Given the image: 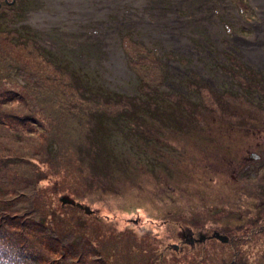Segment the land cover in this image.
I'll list each match as a JSON object with an SVG mask.
<instances>
[{
	"label": "rangeland",
	"instance_id": "rangeland-1",
	"mask_svg": "<svg viewBox=\"0 0 264 264\" xmlns=\"http://www.w3.org/2000/svg\"><path fill=\"white\" fill-rule=\"evenodd\" d=\"M254 2L130 0L70 33L0 0V264H264Z\"/></svg>",
	"mask_w": 264,
	"mask_h": 264
},
{
	"label": "bare ground",
	"instance_id": "bare-ground-1",
	"mask_svg": "<svg viewBox=\"0 0 264 264\" xmlns=\"http://www.w3.org/2000/svg\"><path fill=\"white\" fill-rule=\"evenodd\" d=\"M47 5L44 10L36 11L31 15V20L34 22V16H40V21H43L40 27H57L61 31L78 32L80 31L79 26L89 25L94 23L99 27V30H103V27L99 23L100 19L104 17L105 14L111 13L118 7L119 4L125 2V5L130 4V0H46ZM142 1V0H139ZM263 3L260 7V15L264 17V0H255L254 3ZM169 15L159 21H155L157 25L163 23L173 24L174 29L169 31L170 33H175L177 29H182L181 21L173 20L168 22ZM42 19V20H41ZM150 22V21H149ZM175 22V23H174ZM147 23V22H146ZM152 23V22H151ZM150 23V24H151ZM78 26V28H77ZM76 27V28H75ZM63 33V32H61ZM172 35V34H171ZM170 34L166 36L165 43L174 46L175 49H181L184 51L187 46H189L181 36H171ZM104 44V50L107 53V61L112 63L110 70L114 73L116 77H121L125 74V63L121 58L120 50L115 45L116 33L112 30H107L103 35L100 34ZM257 39L254 40L256 45L252 44L251 47H242V55H253L254 63L262 64L264 67V22L258 24L257 28ZM249 51V52H248ZM262 58L260 63L259 58ZM189 245V243H187Z\"/></svg>",
	"mask_w": 264,
	"mask_h": 264
},
{
	"label": "water",
	"instance_id": "water-1",
	"mask_svg": "<svg viewBox=\"0 0 264 264\" xmlns=\"http://www.w3.org/2000/svg\"><path fill=\"white\" fill-rule=\"evenodd\" d=\"M87 211V209H86ZM89 212V211H88ZM221 235H217L216 233H213V236H211V238H215V239H219L221 242H227V239L224 237H220ZM183 238H185V242L186 243H191L192 242V234L188 231L186 235L183 236ZM205 238L202 239V241L204 240ZM175 250L177 249L176 246L173 247Z\"/></svg>",
	"mask_w": 264,
	"mask_h": 264
},
{
	"label": "flooded vegetation",
	"instance_id": "flooded-vegetation-1",
	"mask_svg": "<svg viewBox=\"0 0 264 264\" xmlns=\"http://www.w3.org/2000/svg\"><path fill=\"white\" fill-rule=\"evenodd\" d=\"M233 59L235 60V58L233 57ZM241 61L239 59L235 60V63H237V66L235 68H240L241 66L238 65V63H240ZM243 63V62H242ZM244 64V63H243ZM210 236V235H208ZM227 237V236H226Z\"/></svg>",
	"mask_w": 264,
	"mask_h": 264
},
{
	"label": "trees",
	"instance_id": "trees-1",
	"mask_svg": "<svg viewBox=\"0 0 264 264\" xmlns=\"http://www.w3.org/2000/svg\"><path fill=\"white\" fill-rule=\"evenodd\" d=\"M73 245H75V244L73 243ZM61 258H64V257L62 256ZM64 260H66V261H67L68 259L64 258ZM50 264H52V262H51Z\"/></svg>",
	"mask_w": 264,
	"mask_h": 264
}]
</instances>
